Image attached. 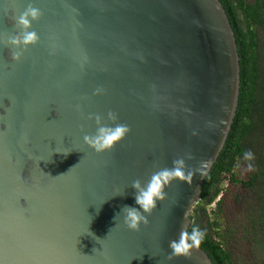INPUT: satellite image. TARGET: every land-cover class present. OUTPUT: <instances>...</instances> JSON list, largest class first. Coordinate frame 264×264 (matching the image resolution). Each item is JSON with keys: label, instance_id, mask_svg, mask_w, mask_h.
<instances>
[{"label": "water", "instance_id": "95a60500", "mask_svg": "<svg viewBox=\"0 0 264 264\" xmlns=\"http://www.w3.org/2000/svg\"><path fill=\"white\" fill-rule=\"evenodd\" d=\"M30 3L39 41L13 61L5 34ZM244 103L238 24L221 0H0V264H220L201 247L166 256ZM110 111L131 131L98 154L83 137ZM177 158L191 184L173 181L128 229L132 182Z\"/></svg>", "mask_w": 264, "mask_h": 264}, {"label": "trees", "instance_id": "16d2710c", "mask_svg": "<svg viewBox=\"0 0 264 264\" xmlns=\"http://www.w3.org/2000/svg\"><path fill=\"white\" fill-rule=\"evenodd\" d=\"M221 2L238 24L245 103L224 160L194 208L187 231L199 227L205 233L200 247L220 264H235L229 245L237 236L243 242L253 233V242L264 250V0ZM237 168H243L244 176H237ZM234 206L245 224L229 225Z\"/></svg>", "mask_w": 264, "mask_h": 264}, {"label": "clouds", "instance_id": "9594fccd", "mask_svg": "<svg viewBox=\"0 0 264 264\" xmlns=\"http://www.w3.org/2000/svg\"><path fill=\"white\" fill-rule=\"evenodd\" d=\"M41 15L40 9L30 3L17 18L16 25L20 31L10 36L5 34L7 36V44L18 49L11 53L13 61H19L28 46L34 45L39 41L38 34L30 29L32 28V21L39 20ZM102 91V89H97L96 94H100ZM107 119L112 122L111 125L106 124L102 116L96 115L97 129L95 134L84 135L83 137L84 143L98 154L112 150L131 131L128 125L117 122L118 115L116 113L110 111ZM187 158L193 159L191 155ZM172 164L173 167L171 168L165 167L154 172L146 184L139 179L132 182L131 187L136 190L135 202L139 205V208L125 205L121 209V212L124 213L123 222L128 229L139 231L141 224L147 225L149 223L145 213L151 215L152 211L157 207V201L162 202L167 198L165 188L169 187L173 181L178 180L191 184L194 171L187 168L185 159L177 158L173 160ZM204 238L205 233L199 227H193L191 232H189L186 230L185 225H182L179 238L169 242L171 253L166 256V259L171 261L181 256L190 258L192 250L198 249ZM97 239L100 240L99 238Z\"/></svg>", "mask_w": 264, "mask_h": 264}, {"label": "rangeland", "instance_id": "374dc122", "mask_svg": "<svg viewBox=\"0 0 264 264\" xmlns=\"http://www.w3.org/2000/svg\"><path fill=\"white\" fill-rule=\"evenodd\" d=\"M252 1V0H250ZM244 170L243 168H237L236 169V174L237 176H244L243 174ZM225 184V182H224ZM225 186V185H224ZM235 209L231 210L229 212L228 218L229 220V225L231 226V224L233 223H238L241 222V224H245L246 220L243 219V215L239 212V210L237 208H239L238 206H234ZM215 205L214 203L212 205H209L207 210L208 212L214 210ZM223 218H225V212H224V216ZM224 220V219H222ZM236 220H238L237 222H235ZM227 236V234H226ZM253 233H251L249 236H246L247 239H244L243 242L239 239V237H235V241L230 242V252L232 254V258H233V262L235 264H264V250H261L258 248V246L255 244V242H253ZM246 244H250V246H246ZM256 253H255V258H253L251 256V251L252 249H256Z\"/></svg>", "mask_w": 264, "mask_h": 264}]
</instances>
